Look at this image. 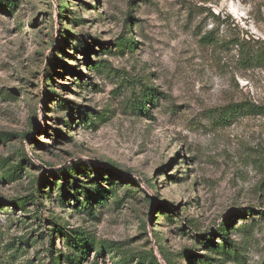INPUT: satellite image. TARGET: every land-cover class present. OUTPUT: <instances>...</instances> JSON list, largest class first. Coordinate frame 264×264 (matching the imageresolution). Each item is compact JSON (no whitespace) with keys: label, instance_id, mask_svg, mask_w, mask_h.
<instances>
[{"label":"rangeland","instance_id":"1","mask_svg":"<svg viewBox=\"0 0 264 264\" xmlns=\"http://www.w3.org/2000/svg\"><path fill=\"white\" fill-rule=\"evenodd\" d=\"M236 38L264 45V0H0V264H264V113H212L264 106Z\"/></svg>","mask_w":264,"mask_h":264},{"label":"trees","instance_id":"2","mask_svg":"<svg viewBox=\"0 0 264 264\" xmlns=\"http://www.w3.org/2000/svg\"><path fill=\"white\" fill-rule=\"evenodd\" d=\"M207 41L209 43H212L213 39L208 38ZM231 43L237 48V54L239 57V61H241L243 63H247V64L255 63L257 65L264 62V45L256 47L255 45H251L250 41L245 39V38L232 39ZM80 50L84 53L85 56H88L89 51H88L87 47H85L83 45V43L80 46ZM47 69H48L47 74L50 75V73L52 71L51 67H48ZM60 106L64 107L65 104L60 103ZM212 113L222 123L228 124L232 120H234L235 118H237L243 114L264 113V106L256 104V103H252L249 101H242V102L231 104V105H228L225 107L214 108ZM60 135L61 134H58V136H60ZM74 169L75 168H71V169L67 170L68 171L67 175L63 171H57L56 172V175L59 176V178L61 179L60 184H55L57 187L60 188L59 189L60 190V195H59L60 196V198H59L60 202L66 198V194L68 193L67 192L68 191V178H67V176L70 175L71 177H73L72 174L75 173ZM95 175L98 178H96V176H95L93 178V180H91L92 183H95L94 187L91 188L90 186L87 185L91 182H87V183L84 182L83 185L76 182L71 187L74 191L82 192L86 197L84 200L81 201L79 198H77V195L75 194V192H72L75 195V197L73 198L75 203L76 204L79 203L81 209H84V210L91 209L92 203L90 201V198H94L96 201H98L100 199H104V197L106 196V192L110 191V190H106L103 187L98 185V179H100V174L96 173ZM73 178H75V177H73ZM104 179H105V181H107V183L109 185L117 184L114 182V179H116V178L111 174H107V178H104ZM43 180H44V176H40L37 178V182L39 184ZM262 185L264 187V181H263ZM35 191H36V193L40 192V186L38 188H36ZM33 198H34L33 194L27 195L25 197L15 198L11 201V204L14 206H19V207L24 209L27 201L29 199H33ZM241 213H242V215L247 214L244 211H241ZM258 213L261 215H264V211H259ZM241 218H243V217H241ZM71 232H72V236H73V242L77 245V247H80L82 251H84V250L86 251L87 250L86 241H88V239L86 237L80 236L77 232H75L73 230H71ZM218 234L220 237H223V239L226 240V242H230V239L228 237V229L226 228V226H223L219 230ZM209 241L211 243H214L213 238H209ZM80 248H78V250H80ZM111 248H112V246H110V245H104L102 247V249L99 250L97 253L100 254L104 251H109ZM56 260H57V258L53 255L52 256V262L50 264H57ZM149 264H160V263L156 260L155 257H153L152 259L149 260ZM167 264H171V263L167 262Z\"/></svg>","mask_w":264,"mask_h":264}]
</instances>
